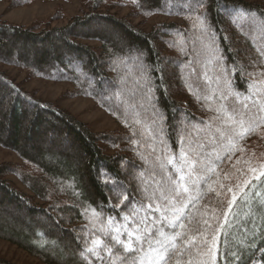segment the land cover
I'll list each match as a JSON object with an SVG mask.
<instances>
[{"label": "trees", "instance_id": "1", "mask_svg": "<svg viewBox=\"0 0 264 264\" xmlns=\"http://www.w3.org/2000/svg\"><path fill=\"white\" fill-rule=\"evenodd\" d=\"M33 1L10 0L8 6H27ZM87 1L82 14L64 26L52 25L61 18L59 12L29 27L0 21V64L26 71V79L69 82L74 95L91 98L120 123L115 132H93L65 110L36 99L23 83L0 69V145L22 160L20 164L0 163V209L9 213L13 223L31 229L14 228L0 211V239L44 264H86L80 256L84 241L90 238L85 210L91 206L120 221L127 201L113 207L117 183L131 193L129 199L139 198L134 177L147 165L138 153L151 158L149 145H153L155 155L160 154L159 142L141 136L142 125L132 118L138 111L139 118L150 123L152 108L141 79L145 68L151 77L152 103L166 117L164 139L173 151L180 149L181 130L192 132V125H203L213 115L188 91L190 72L194 90L204 84L206 72L212 81L220 78V88L228 78L237 91L245 92L253 79L248 73L261 70L250 66V61L256 57V48H264V17L260 15L264 0H205L212 31L204 35L187 18L194 14L186 0ZM225 4L253 15L234 23L223 11ZM120 7L128 9L127 17L111 13ZM153 15L178 21L160 22L150 32H143L128 18ZM81 40L98 41L99 45ZM133 131H137L136 137ZM134 139L141 144L131 143ZM102 142L119 146L118 152L106 154ZM246 144L264 151V140L254 135ZM10 175L28 192L20 190ZM230 235V245L243 240L236 233ZM262 243L264 240L257 239L256 247ZM223 252L221 247V256ZM0 264L17 263L0 258Z\"/></svg>", "mask_w": 264, "mask_h": 264}, {"label": "snow or ice", "instance_id": "2", "mask_svg": "<svg viewBox=\"0 0 264 264\" xmlns=\"http://www.w3.org/2000/svg\"><path fill=\"white\" fill-rule=\"evenodd\" d=\"M186 4L194 14L187 17L192 27L201 35L210 34L205 0ZM223 11L234 23L253 15L226 4ZM250 66L261 70L248 73L253 79L245 92L237 91L228 78L220 88V78L212 81L206 72L204 84L194 90L189 73L188 91L213 115L203 125H192V132L181 130L179 151L171 150L164 139L166 117L152 103L151 77L143 70L145 99L152 108L150 123L145 124L138 111L132 118L142 125L141 136L159 142L160 154L155 155L153 145H149L151 158L138 153L147 165L134 177L138 199H129L126 187L118 183L114 187L113 207L127 201L120 221L91 206L85 210L90 238L80 256L86 264H264V243L256 247L257 239L264 240V151L246 144L253 135L264 140V48H256ZM220 70L224 71L222 65ZM212 83L217 86L211 87ZM130 142L141 144L140 139ZM232 233L243 240L230 245Z\"/></svg>", "mask_w": 264, "mask_h": 264}, {"label": "rangeland", "instance_id": "3", "mask_svg": "<svg viewBox=\"0 0 264 264\" xmlns=\"http://www.w3.org/2000/svg\"><path fill=\"white\" fill-rule=\"evenodd\" d=\"M9 1L10 0H0V21L26 27L31 26L36 21H47L57 12L61 13L62 16L53 21L52 25L64 26L71 18L82 14L84 5L88 3L87 0H35L27 6L9 8ZM111 13L119 17H127L128 9L126 7L115 8ZM128 18L143 32H150L160 22L178 21L176 18H168L161 15H153L147 18ZM81 41L93 46L99 45V42L94 40ZM167 68L169 69V67ZM0 69L7 72L16 82L23 83L24 89L32 93L36 99H40L42 102L52 104L65 110L75 119L86 124L93 132L104 134L115 132L120 129L118 120L106 110L99 107L91 98L74 95V86L71 83L65 81H52L43 78L26 79V71L15 66L0 64ZM101 147L104 149V152L109 155L119 150V146H111L105 142L101 143ZM1 162L20 164L22 160L13 150L0 145V163ZM9 179L14 181L20 190L28 192L27 188L16 176L10 175ZM0 211L4 214V217H8L7 223L13 224V226H15L14 228L31 230L27 224H24L27 226L24 227L22 224L13 223L9 219L11 216L5 210L3 211L0 209ZM0 258L7 259L17 264H44L17 245L2 239H0Z\"/></svg>", "mask_w": 264, "mask_h": 264}]
</instances>
